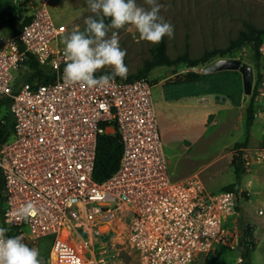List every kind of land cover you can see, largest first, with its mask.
Segmentation results:
<instances>
[{
	"label": "built area",
	"instance_id": "2783aa9c",
	"mask_svg": "<svg viewBox=\"0 0 264 264\" xmlns=\"http://www.w3.org/2000/svg\"><path fill=\"white\" fill-rule=\"evenodd\" d=\"M51 1L30 0L32 19L15 34L0 30V100L12 98L15 119L0 142V227H14L30 248L52 238L41 264H110L103 251L116 235L136 251L138 264H197L225 248L240 251L241 185L212 190L198 176L172 178L148 76L117 77L105 89L64 85L59 38L66 25L55 21ZM260 51L251 98L264 118V43ZM32 55L56 77L26 82ZM116 132L124 145L119 167L99 181L98 137ZM236 160L245 172L262 164L264 135L240 147ZM29 202L37 209L29 222L9 215ZM247 240L253 246L254 234Z\"/></svg>",
	"mask_w": 264,
	"mask_h": 264
},
{
	"label": "rangeland",
	"instance_id": "374dc122",
	"mask_svg": "<svg viewBox=\"0 0 264 264\" xmlns=\"http://www.w3.org/2000/svg\"><path fill=\"white\" fill-rule=\"evenodd\" d=\"M29 1L0 0V5L25 6ZM158 2L164 5L161 16L174 27V36H166V51L172 58L186 52L196 58L206 50L227 47L248 22L264 28V0ZM137 4L147 7L144 0H137ZM49 9L57 23L66 25V31L59 38L62 45L63 38L74 30L82 31L86 27L85 18L92 15L87 0H52ZM119 44L122 50H127L124 62L129 69L128 74L139 72L154 55L155 44L139 40L134 28L131 32L120 30ZM220 58H240L250 63L254 72L261 67L253 47L247 43L236 52L224 57L216 56L206 64L162 65L147 75L153 84V100L172 178L181 180L198 176L212 190H222L238 182L234 164L237 150L259 142L246 136L251 94L244 91L242 73L236 69L206 71L207 65ZM43 67L53 73L52 68ZM107 70L110 69L100 71ZM4 113L3 107L0 109V123L4 120ZM260 122H264V118L255 115L250 133L254 130L257 136L264 135ZM253 169L245 172L237 183L244 190L239 204L245 221L249 223L244 204L251 208L255 204L252 202L256 195L248 184ZM251 196L253 201L248 202ZM254 238L252 264H264V240L257 241L255 235ZM113 241L108 251H103L110 264H138L137 253L127 241L118 235ZM52 243V238L44 239L35 248L39 254H47ZM239 257V250L225 248L221 253L202 255L197 264H241Z\"/></svg>",
	"mask_w": 264,
	"mask_h": 264
},
{
	"label": "clouds",
	"instance_id": "9594fccd",
	"mask_svg": "<svg viewBox=\"0 0 264 264\" xmlns=\"http://www.w3.org/2000/svg\"><path fill=\"white\" fill-rule=\"evenodd\" d=\"M92 13L85 18V29L74 30L63 38V83L66 86L105 89L117 77L127 79V50L119 44L120 30L134 28L139 40L159 44L165 36H174V27L161 16L164 7L158 0H87ZM111 33V35H109ZM109 68L110 73L97 77V71ZM17 220L29 222L37 215L36 206L29 202L9 213ZM11 221H6L10 223ZM9 229L0 227V264H41L39 251L22 242V237H5Z\"/></svg>",
	"mask_w": 264,
	"mask_h": 264
},
{
	"label": "trees",
	"instance_id": "16d2710c",
	"mask_svg": "<svg viewBox=\"0 0 264 264\" xmlns=\"http://www.w3.org/2000/svg\"><path fill=\"white\" fill-rule=\"evenodd\" d=\"M30 8L28 5L17 6V5H0V30L9 34L17 33L20 28L32 19V15L29 13ZM85 29V28H84ZM83 29V30H84ZM82 30V31H83ZM264 42V28H260L253 23H246L245 28L240 31L238 37L233 38L227 47L214 48L212 50H206L201 56L192 58L188 52L183 55L172 58L166 51V36L163 38L162 42L155 44L154 55L152 59L145 62L142 69L137 73L128 74L127 79H134L138 77L147 76L155 67L162 65H175L178 66L181 63H187L189 65L195 66L199 64H206L211 62L216 56L224 57L230 55L237 50L241 49L245 44L249 43L253 47L257 63L260 61L261 51L260 47ZM29 63V70L25 73L24 80L30 82L33 86L41 81H50L56 77V74L49 73L45 68L39 63V61L32 55ZM111 70L99 71L95 75L100 76L105 73H110ZM11 97H4L0 100V109L5 108V113L3 115V122L0 123V142L7 140L14 129L15 119L11 112ZM254 103L253 98L248 106V116H247V139L250 137V127L254 122ZM123 141L119 132L114 134L104 133L98 137V145L96 149V158L94 165V177L99 180H105L111 176L119 167L122 152H123ZM234 164L236 169V174L238 182L245 173V169L242 166L241 161H237L234 158ZM237 183H233L223 187V189H234ZM5 205V194L3 191V186L0 187V219L3 216ZM239 214V236H240V255L243 257L241 264H252V253L253 246L247 240V236L253 233L252 225L245 221L242 213L241 207L238 206ZM3 227L9 229L7 233L8 237H15V228L8 226L6 224ZM218 253H221L218 252Z\"/></svg>",
	"mask_w": 264,
	"mask_h": 264
},
{
	"label": "crops",
	"instance_id": "0c3cea01",
	"mask_svg": "<svg viewBox=\"0 0 264 264\" xmlns=\"http://www.w3.org/2000/svg\"><path fill=\"white\" fill-rule=\"evenodd\" d=\"M260 123L264 131V122ZM261 136H257L256 132L254 130H251L250 139L252 141H260V139L262 138ZM250 175L251 179L249 180L248 184L251 186V190L253 194L256 195V198L254 202H252V196L248 200V202L255 203L253 204L252 208L251 206L244 204L245 215L247 218H249V221L251 222L250 224L254 225L253 232L256 236L257 241L259 239L264 240V219H262V216H264V163L256 165L253 169V172H250ZM259 210H263V213H260Z\"/></svg>",
	"mask_w": 264,
	"mask_h": 264
},
{
	"label": "water",
	"instance_id": "95a60500",
	"mask_svg": "<svg viewBox=\"0 0 264 264\" xmlns=\"http://www.w3.org/2000/svg\"><path fill=\"white\" fill-rule=\"evenodd\" d=\"M221 69L239 70L243 75L244 91L247 94H251L254 69L250 63H247L240 58H220L206 67L207 72H213Z\"/></svg>",
	"mask_w": 264,
	"mask_h": 264
}]
</instances>
